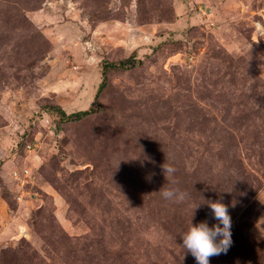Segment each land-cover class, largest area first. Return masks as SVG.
<instances>
[{"label": "rangeland", "instance_id": "374dc122", "mask_svg": "<svg viewBox=\"0 0 264 264\" xmlns=\"http://www.w3.org/2000/svg\"><path fill=\"white\" fill-rule=\"evenodd\" d=\"M203 198L264 264V0H0V264H197Z\"/></svg>", "mask_w": 264, "mask_h": 264}, {"label": "clouds", "instance_id": "9594fccd", "mask_svg": "<svg viewBox=\"0 0 264 264\" xmlns=\"http://www.w3.org/2000/svg\"><path fill=\"white\" fill-rule=\"evenodd\" d=\"M144 159L148 158L144 157ZM161 167L165 178L167 176L169 183L175 185L174 173L176 168L171 163L165 162ZM159 192L165 200L173 202H183L188 195L175 186L161 187ZM204 201V203L197 204L192 209L188 228L181 237L183 249L195 258L197 264H210V257L226 254L233 244L232 218L229 205L224 204L222 198L219 200L204 199ZM235 203V201H232L230 206L234 207ZM202 205H207L211 209V216L215 221L211 225L207 220H201L195 224L192 222L195 210Z\"/></svg>", "mask_w": 264, "mask_h": 264}, {"label": "trees", "instance_id": "16d2710c", "mask_svg": "<svg viewBox=\"0 0 264 264\" xmlns=\"http://www.w3.org/2000/svg\"><path fill=\"white\" fill-rule=\"evenodd\" d=\"M140 60L136 59L135 53H132L129 57L114 61V62H108L104 61L101 66V72L100 74L102 75L101 82L98 84V87L95 91L94 94V101H92V104L85 110H80L72 113H66L61 107H55L52 106L48 109L50 110H55L56 114L59 116L60 119L62 120H78L83 116H86L96 110L98 108L96 99L100 91L103 89L104 84H105V78H106V73L109 68L111 69H123V68H129L132 66H135L137 63H139Z\"/></svg>", "mask_w": 264, "mask_h": 264}]
</instances>
